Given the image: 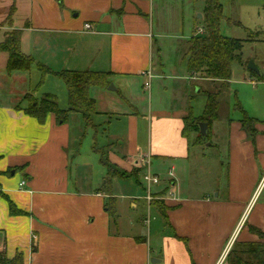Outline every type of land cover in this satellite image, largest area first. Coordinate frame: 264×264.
Returning a JSON list of instances; mask_svg holds the SVG:
<instances>
[{
	"label": "crops",
	"instance_id": "obj_1",
	"mask_svg": "<svg viewBox=\"0 0 264 264\" xmlns=\"http://www.w3.org/2000/svg\"><path fill=\"white\" fill-rule=\"evenodd\" d=\"M183 6L184 0H0V43L8 28L21 31L20 50L34 61L28 72L8 73L7 56L0 53V251L9 257L21 254L24 264H151L145 242H137L132 232L121 231L118 223L122 200L132 192L128 188V195L120 193L119 181L134 177L136 171L140 176L149 171L160 180L166 176L175 189L176 198L172 199L165 196L166 183L151 192L153 200L167 208V225L173 231L162 239L160 260L155 264H225L224 252L232 238L236 242L255 241L244 226L239 233L235 230L243 217L242 221L247 217V227H264V205L256 210L249 205L264 170V127L259 126L258 114H251L246 106L248 94L253 104L262 102L259 87L264 88V38L246 40L253 56L242 57L239 66L243 76L239 83L250 86L244 89L242 105L253 117L241 106L242 117L228 121L227 196L221 200L217 193L214 201L182 199L183 181L192 174L191 156L196 153V158L204 160L206 142V147L218 148L211 137L201 142L199 133L183 135L184 118L190 114L198 118L203 112L202 108L193 114L192 81H209L205 93L216 88L215 82L200 75L189 80L178 77L177 70L171 73L172 66L165 61L166 37L182 25ZM11 8L14 14L5 27L2 24ZM85 25L91 30H85ZM188 41L183 48L176 42L179 65L186 63ZM251 59L259 79L247 70ZM37 65L56 73L110 74L109 85L115 90L91 89L96 114L90 125L81 116L79 121L82 128L101 131L105 146L100 157L103 153L109 166L123 174L113 178L107 189L103 188L107 170L99 160L95 170L93 165L81 164L89 173L83 176L77 174L79 165L72 168L70 123L75 114L64 124H58L51 114L42 124L25 114L27 96L38 102L45 95L54 97L49 91L39 94V82L32 77ZM145 72L152 79L144 120L140 91L145 92ZM184 72L190 74L186 65ZM167 94L175 95L171 105L164 103ZM243 113L256 121L253 139L241 127ZM170 171H174L172 182L167 177ZM21 182H25L22 188ZM110 199L118 216L116 224L104 208ZM139 200L151 206L145 196L130 198L129 206L136 209ZM8 202L23 214L11 215ZM211 212L222 215L218 231L206 224Z\"/></svg>",
	"mask_w": 264,
	"mask_h": 264
},
{
	"label": "rangeland",
	"instance_id": "obj_2",
	"mask_svg": "<svg viewBox=\"0 0 264 264\" xmlns=\"http://www.w3.org/2000/svg\"><path fill=\"white\" fill-rule=\"evenodd\" d=\"M188 1L190 6L187 5ZM204 1L205 0H187L186 2V0H184L183 18L181 19V16L179 17V20L181 19L182 25L176 28L173 34L169 33L170 36H167L169 38L166 37L167 51L165 53V61L167 64H170L172 66V71L170 72L174 73L177 70L176 75L178 77H186V79L188 80L193 76H190V74L187 75L184 72V66H187V63H185V61H183L182 64L179 65V63H181V55L179 54L177 57V55L175 54V45L176 42H178L181 45L180 48H183L190 37L198 34V29H201L203 30V32H205L203 20L198 19V15L203 16ZM220 2L222 5L223 19L219 25V33L223 37L242 41V57H252L253 53L250 51L249 45L246 40L250 39L251 41H255L264 38V0H220ZM2 25L8 27L10 25V22L5 19ZM11 31L8 28L6 32L9 33ZM163 35H166V31L163 33ZM171 35H173L174 37H171ZM250 61H252V59L249 60V62ZM239 66L240 64H238L237 62L232 63L231 78L227 88H222L219 83L214 84V87L216 86L214 92L218 90L220 94L218 98V119L213 122L210 128V137L212 141L211 143L217 145L218 148H208L206 146L209 143L206 142L202 148V154L205 155V157L203 158L204 160L196 158V153L191 156L189 165L192 169V174H190V176H187V179L183 181L184 184L181 196L182 199L201 200V198H204L214 201V197L217 193L219 194L218 199L221 200H223L224 197L227 196L229 186L227 166L228 121H235L236 119L242 117L241 111L237 109L236 106L243 107L242 103L244 104V102L241 101V98L244 97V89L250 87L239 83V81H241L243 77L242 71H240ZM181 70L182 74H179ZM32 72H34L35 74L32 75V77L39 82V84H37L38 91L40 92L39 94L42 95L48 93L49 91L50 94H53L58 108L60 110L64 109L63 111L67 110V93L63 83L51 76L45 77L43 82H41V74L39 73V71H35L34 69ZM170 75L172 76V74ZM186 83H188L187 80ZM137 84L140 89L141 79L137 82ZM210 85L211 83L209 81H204L202 79H195L192 81L190 95L192 97L191 106L194 115H196L198 111L204 108L203 106L206 102L205 90H207L206 88ZM198 89H201V91L197 92ZM259 89L262 91V102H257V105L255 103L253 104V102L250 101V94H248L246 99V106L251 114H258V119L262 122V124H259V126L264 127V88L260 86ZM140 95H143L141 101L143 110L141 111L142 113L140 111L139 112L142 116H144L145 120V118H147V114H145L144 110L147 107V101L150 100L151 97L146 90L145 92H143V94L140 91ZM164 98V103L169 105H171L176 100L174 99V94L173 97L167 94ZM27 99L29 101L27 105H30V103L32 102H38V100H33V98L29 96H27ZM40 99L41 98H39V100ZM242 109L248 113V111L244 107ZM251 114L248 113L250 117H253V115ZM69 116L68 118H70ZM80 116V114H75L70 123V152L72 153L71 160L73 170L77 165H79L78 168L80 169L77 171V174L83 176L85 173H88V171L87 169H83L80 165L88 163V166L91 167V165H93V170H95L98 166L97 161H100L101 159L99 151L102 150V147L105 145L101 139V131L96 129L92 130L93 128H91L90 126L82 128V124L79 123V121L81 120L80 118L82 117ZM166 168L167 166L163 167V171H165ZM88 170H90V168H88ZM143 174L144 173H142L141 176H131L130 179L119 181L120 187L117 188V190L120 191V193H122L123 195H128V188H130L132 192L130 193L131 195H128V197L122 200V205L120 207V212L118 215V223L121 231L127 233L132 232L137 238V242H145L144 244H146V247H148V252L151 254L150 263L155 264V261L157 262L160 260L158 258V255L160 252L159 249L161 250L162 239L172 235L173 231H171L172 229L169 228V225H167L166 221L159 214L157 208H154L153 205L148 207L147 203L144 200H139L137 202L136 209H132L129 206L131 202L130 198L142 199L147 194V185L142 180ZM260 175L261 176L259 177L257 186L255 184V186L257 187L256 192L249 204L251 208L252 206H256L255 210L258 208L257 206L261 204L264 205V170L260 173ZM167 177L170 179L168 174ZM161 180L160 183H162V188L165 183L167 184V188L164 191L166 193L165 196L168 199H172L173 197L176 198L175 189L170 187L169 182L166 181V176H163ZM151 189V192L153 194L155 192V186H152ZM152 201L155 202V200H151L149 203H151ZM221 217L222 215H220L219 212H211L209 213V218L210 221L214 223L212 225L209 221L206 224L210 227V229L211 226H214L217 229L216 231H218L220 229L218 220ZM243 218L238 222L235 232L237 230H239L240 232L244 226L246 233L250 235L249 231L247 230V226L244 225L247 217L244 221H242ZM228 219L227 221H225L226 226L228 225ZM231 219H235V217L231 216ZM250 236L255 238L252 235ZM234 238H232L231 241H236V239ZM16 254H14V256ZM14 256L9 257V255L7 254V257L9 259L13 258Z\"/></svg>",
	"mask_w": 264,
	"mask_h": 264
},
{
	"label": "trees",
	"instance_id": "obj_3",
	"mask_svg": "<svg viewBox=\"0 0 264 264\" xmlns=\"http://www.w3.org/2000/svg\"><path fill=\"white\" fill-rule=\"evenodd\" d=\"M203 8L202 20L205 32L203 35L193 36L188 41V49L185 54L187 68L191 75L203 76V78L209 79L213 83H219L222 88H227L231 78L232 63L237 62L240 65L242 64L241 51L243 42L223 37L219 33V25L223 19L220 0H205ZM13 14L14 9L11 8L6 18L8 22L11 21ZM21 33L19 30H12L5 34L3 41L0 43V53H4L7 56L6 70L8 73L28 72L34 65L33 59L23 54L20 50ZM36 67L41 74V82H43L45 77L51 76L63 83L67 93L68 109L65 111L60 110L55 98L45 95L38 103H30L25 110V114L35 118L40 124L43 123L48 114L53 115L58 124H64L70 114H80L86 124L90 125L92 117L96 114L95 100L90 96V90L93 88H107L109 86L110 74L88 71H62L56 73L42 65H37ZM252 75L259 79V76ZM219 94L218 90L216 92H206V102L201 116L194 118L190 114L184 118V136L196 132L199 133V140L201 142L210 140L211 125L218 119ZM236 107L242 113L241 108ZM199 123L207 124L206 135L204 137L200 135ZM240 124L243 131L253 139L254 135L257 134L254 128L256 121L248 118L243 113ZM101 155L100 163L107 170L103 188L107 189L113 178H122L123 174L118 173L117 170L109 166L103 153ZM137 172H134V175H137ZM8 203L11 215L23 214L11 202ZM150 205L157 208L159 214L167 223V208L163 202L152 201ZM104 208L113 224H116L118 216L115 212L114 200L110 199L106 201ZM247 230L256 240L251 242L234 241L225 256V264H264V227L263 229H257L248 226ZM34 249L33 247L32 252H34ZM0 264H24L23 256L16 254L13 258L9 259L5 251H0Z\"/></svg>",
	"mask_w": 264,
	"mask_h": 264
},
{
	"label": "built area",
	"instance_id": "obj_4",
	"mask_svg": "<svg viewBox=\"0 0 264 264\" xmlns=\"http://www.w3.org/2000/svg\"><path fill=\"white\" fill-rule=\"evenodd\" d=\"M84 29L87 30V31H90L91 30V26L90 25H85L84 26ZM203 34H204L203 30H201V29L198 30V35H203ZM142 76L147 79V82L144 84V89L146 91H149V89H150V82H151V79H152L151 74L149 72H145V73L142 74ZM168 175L171 178V182H172L173 181L172 172H169ZM142 180L147 185V194L145 196V200L149 203L151 200L154 199L153 195L151 194V187L152 186L159 185L160 184V179H159L158 176L153 175L149 171H147V172H145L143 174ZM23 186H25V182H22L20 184V187H23ZM170 194H171V192H170ZM233 241H230L229 242V245L227 246V249L224 252L225 255L227 254V251L230 248V246L232 245Z\"/></svg>",
	"mask_w": 264,
	"mask_h": 264
},
{
	"label": "water",
	"instance_id": "obj_5",
	"mask_svg": "<svg viewBox=\"0 0 264 264\" xmlns=\"http://www.w3.org/2000/svg\"><path fill=\"white\" fill-rule=\"evenodd\" d=\"M198 19H201L200 15H198ZM247 70H249L250 72H253L254 74L259 76V71H258L257 67L255 66V64L252 61L248 62ZM107 90L108 91L109 90L110 91H114L115 89H114L113 85H109ZM198 128H199L200 135L202 137H204L206 135L207 124L206 123H199L198 124Z\"/></svg>",
	"mask_w": 264,
	"mask_h": 264
}]
</instances>
